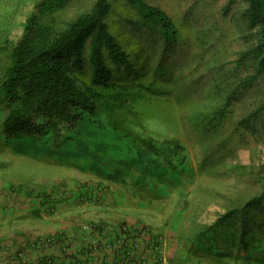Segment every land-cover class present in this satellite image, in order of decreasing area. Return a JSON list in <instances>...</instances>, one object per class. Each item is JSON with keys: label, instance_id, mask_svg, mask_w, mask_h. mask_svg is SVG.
<instances>
[{"label": "rangeland", "instance_id": "374dc122", "mask_svg": "<svg viewBox=\"0 0 264 264\" xmlns=\"http://www.w3.org/2000/svg\"><path fill=\"white\" fill-rule=\"evenodd\" d=\"M36 1L0 0V61L8 54L3 55L1 47L6 40H16L23 17ZM147 1L176 19L182 41L166 47L161 36L146 29L136 31L135 24L126 19L129 8L122 1L116 3L112 13L113 28L120 32L151 79L158 81V92L145 91V98L137 108L145 117H151L140 120L148 125L146 135L157 139L154 150L158 146L164 161L167 162L169 156L163 143L181 145L177 147L180 164L173 169L181 174L177 179L181 183L169 195L167 189L160 191V196L171 195L168 201L188 208V224L193 229L190 234L192 245H185L187 249L179 251L181 256L188 257L180 264H199L198 232L228 209L242 206L264 189V113L253 116L264 100V81L250 89L235 91L225 117L220 115L226 108L227 96L238 87L243 76L253 71L235 65L234 61L258 43L257 30L251 32L248 28V3L245 0H236L232 4L231 0ZM94 2L72 0L54 15V21L64 26L91 9ZM160 63L171 69L169 77L155 76ZM2 115L0 109V118ZM136 120L126 122L134 127ZM214 123L218 125L216 130H213ZM140 132L134 127L131 135L138 139L144 134ZM130 141L125 138L122 145ZM103 142L110 143L109 138L100 139L99 148L92 147L95 156L101 160L99 149ZM9 144L0 148V179H5L11 188L29 187L36 194L32 199L37 203L44 199L41 195L51 192L53 185L58 186V183L46 185L44 179L71 174L81 159L79 153L85 150V147L77 146L72 155L69 152L72 149L66 146L38 147L27 138ZM1 160H4L3 164ZM180 165L184 168L179 170ZM96 166L102 168V162L96 161ZM29 183L32 187L27 186ZM47 186L49 189L44 190ZM263 234L264 231L256 232L260 240ZM220 241L221 246L230 247L229 242ZM251 247L250 250L241 248L242 252L237 254L241 260L238 264H264V250L255 254L253 252L259 246L253 242ZM247 253L248 258L245 257ZM228 261L237 263L233 258Z\"/></svg>", "mask_w": 264, "mask_h": 264}, {"label": "trees", "instance_id": "16d2710c", "mask_svg": "<svg viewBox=\"0 0 264 264\" xmlns=\"http://www.w3.org/2000/svg\"><path fill=\"white\" fill-rule=\"evenodd\" d=\"M71 1L37 0L23 17L16 40H6L1 47L3 55L8 54L0 61V109L3 114L0 148L27 138L38 147L62 145L75 153L77 146L85 150L99 148L100 139L112 137L124 142L125 138H130L139 144L137 147L142 144L145 151H153L162 158L158 146L154 150L157 139L146 135L148 125L140 120L145 114L137 108L145 98V91L158 92V81L151 79L120 32L113 28L112 13L118 1L124 2L129 8L126 19L135 24V30L146 29L161 36L166 47L182 41L179 23L167 11L147 0H95L88 11L64 26L57 25L54 15ZM235 1L231 0L230 4ZM245 1L248 3V28L251 32L257 30L258 43L243 51L234 63L253 71L243 76L238 87L227 96L226 108L220 112L222 117L235 91L250 89L264 81V0ZM159 74L169 77L171 69L160 63L155 76ZM260 113H264V100L253 116ZM134 118L138 119L134 127L144 133L138 139L131 135L133 125L126 122ZM148 118L151 117H145L144 121ZM213 120L212 115L211 122ZM217 126L214 123L213 130ZM163 145L169 156L167 164L175 169L180 164L177 152L181 145L174 142ZM183 168L180 165L179 170ZM59 193L51 190L41 195L44 198L39 209L42 214L52 216L55 213L54 202ZM260 231H264V189L242 206L222 213L202 228L196 238L200 249L208 250L213 263L232 264L228 260L233 258L238 264L241 260L237 254L242 249L250 250L253 242L259 246L253 253L264 250V234L262 240L256 235ZM47 238L51 237L38 240L47 243ZM220 240L229 242L230 247L221 246ZM245 257H250L249 253ZM7 258L11 259L9 262L21 258L24 264L22 251H14L5 258L0 256V264ZM47 262L45 257L43 264Z\"/></svg>", "mask_w": 264, "mask_h": 264}, {"label": "crops", "instance_id": "0c3cea01", "mask_svg": "<svg viewBox=\"0 0 264 264\" xmlns=\"http://www.w3.org/2000/svg\"><path fill=\"white\" fill-rule=\"evenodd\" d=\"M109 141L99 149L102 160L87 149L71 174L44 179L58 183L51 190L60 192L52 216L39 210L32 189L11 188L0 179L1 257L22 251L24 264H43L45 257L47 264H180L188 258L179 254L192 245L188 208L167 200L181 174L142 144ZM164 189L168 195L160 196ZM206 251H198L199 264H215Z\"/></svg>", "mask_w": 264, "mask_h": 264}, {"label": "built area", "instance_id": "2783aa9c", "mask_svg": "<svg viewBox=\"0 0 264 264\" xmlns=\"http://www.w3.org/2000/svg\"><path fill=\"white\" fill-rule=\"evenodd\" d=\"M98 190H101V188H99ZM100 192V191H99ZM97 198H100V197H97ZM47 241L50 243L51 242V238H47ZM21 255V254H20ZM10 258H7L5 260V262H3V264H22L21 262V258H16L15 260H13L12 262H9ZM11 260V259H10ZM158 264H165V260H161Z\"/></svg>", "mask_w": 264, "mask_h": 264}, {"label": "clouds", "instance_id": "9594fccd", "mask_svg": "<svg viewBox=\"0 0 264 264\" xmlns=\"http://www.w3.org/2000/svg\"><path fill=\"white\" fill-rule=\"evenodd\" d=\"M101 189L103 190L102 187H101ZM99 197H100V196H99ZM101 197H102V196H101ZM101 197H100V198H101ZM95 198L97 199V197H95ZM154 250H155L156 252H160V247L155 246V247H154ZM4 258H5V257H4ZM160 261H161V260H159V262H160ZM159 262H158V263H159ZM158 263H157V264H158ZM22 264H23V263H22Z\"/></svg>", "mask_w": 264, "mask_h": 264}]
</instances>
